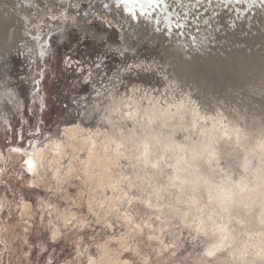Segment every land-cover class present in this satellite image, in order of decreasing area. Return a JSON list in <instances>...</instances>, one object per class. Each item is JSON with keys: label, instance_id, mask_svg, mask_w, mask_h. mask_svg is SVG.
Segmentation results:
<instances>
[{"label": "rangeland", "instance_id": "rangeland-1", "mask_svg": "<svg viewBox=\"0 0 264 264\" xmlns=\"http://www.w3.org/2000/svg\"><path fill=\"white\" fill-rule=\"evenodd\" d=\"M8 4L0 23L17 10ZM58 4L29 14L43 41L52 34L43 60L28 66L24 35L3 50L0 38V264H264L259 210L224 211L207 193L264 171V2L214 0L199 32L168 31L178 69L159 36L160 58L115 49L130 47L119 7V24L94 11L90 30L67 18L61 34Z\"/></svg>", "mask_w": 264, "mask_h": 264}, {"label": "bare ground", "instance_id": "bare-ground-1", "mask_svg": "<svg viewBox=\"0 0 264 264\" xmlns=\"http://www.w3.org/2000/svg\"><path fill=\"white\" fill-rule=\"evenodd\" d=\"M80 1L82 0H60V4L57 5L58 7L56 6L59 12L53 13V14L51 13L52 17L55 18L56 16H58L61 20L60 28H59V31L61 32V34H64L67 29L66 27L67 24L65 23L67 18H70L73 21L78 22L77 26L82 31H88L90 30V27L86 25V19L89 18L94 11L98 13L99 16L106 18L107 21L109 22L112 20L115 21L118 17V15L112 16V13H113L112 7L113 5L114 6L117 5L116 4L117 0H91L92 1L90 5L91 7L89 8V10H86L85 12H83L84 13L83 15H82V12L80 11V6H81ZM106 1L110 2L112 5H110V7H108L107 9H104L103 13H101V11L98 12L97 10L98 5L101 4V2L104 3L103 5H105L107 4ZM12 2H14L15 8L17 10L19 9L20 12L16 10L15 13H13L12 15L13 16L12 19L11 18L2 19V22L0 23V38L4 39L5 42H2L3 44L1 45L4 47H1V50L6 49V47H10L12 44L16 43V41L19 38H21V36L24 35L27 38H25V40L23 38L22 41L20 40L22 42L21 51H24L23 53L27 56L26 57L27 64L28 66H31L32 61L36 60L38 55H40L41 51L44 52L45 40L44 41L42 40L44 36V26L42 28V26L39 24L40 20L38 21L34 17H30L29 14L31 10L39 12L37 5H41L43 3V0H0V6L3 5V3L9 5L8 3L11 4ZM48 2H49V5L52 4V6L55 7L56 0H47V4ZM72 2H74V4H77L75 8L72 5ZM9 6H12V5H9ZM125 7H127L129 12H131L132 14L131 16L124 13ZM12 8L14 7L12 6ZM117 9H121L120 12L122 16L125 17L128 21V23L124 24L125 27L124 28L121 27V29L123 32L122 37L125 39V41L130 43V47L128 46V43H125L127 45H123L119 47L116 46L115 49H117L118 51L120 49V52H123V53H125V50H127L128 52L125 53L126 57L130 55V53L131 54L133 53V55H135L136 58L138 56H140L139 58H144L145 56H153V57L155 56L157 58H160V51L158 48V44L155 40V38L159 36L163 40L164 43L165 42L170 43L168 47L161 49L164 52V54H166L165 63L171 66L173 65V67L177 69L180 67L181 64H183L178 61L180 58V57L178 58V55L176 53L178 49H175L171 45L173 37H170L168 34H166L168 31H171L173 33L174 31H176L174 22L173 23L166 22L165 16L162 15V17H160L159 14L161 15V13L159 12L156 13L155 14L156 16L153 17L151 13L152 11L151 9L145 10V9L139 8V6L133 7V6L121 5V7ZM140 11H145L146 14L143 16H140L138 15ZM75 13L76 14L79 13V16L76 15ZM117 20H119V17ZM18 22L19 23L23 22V24H25L26 22H29L30 24L28 23L27 28L23 29V27L17 26ZM120 22L121 21L119 20V22H116V23L119 24ZM147 28L150 30L149 33L147 32L148 30ZM136 34H137V37L139 36L138 38L136 37L137 39H139L138 41L137 39L135 40L133 39ZM150 35H151V39H149V42L144 44L142 38L146 36L148 37ZM201 49H203L202 46H200V50ZM170 50H173V51H170ZM133 55H130V57H132ZM123 62L124 61H122V63ZM124 72H125L124 70H121L120 73L118 71L119 74H117V76L120 79L121 78L123 79L124 78L123 76L125 74ZM116 83H117L116 80H114V82L112 81V86L115 90L117 89ZM105 89H109V87H105ZM13 95L14 94H12V96L10 97L11 99L15 97ZM114 108H115L114 110H116L117 106H115ZM146 112L148 114V117L152 115L150 113L152 112L151 109L150 110L147 109ZM161 112L162 111H160V109H156L155 111L153 110L152 113L153 114L159 113L157 114L158 116L160 114L163 115V113ZM81 122H82V119H81ZM81 122L78 125L66 128L65 129L67 130L66 132H70V135H75L81 132L83 128L81 125L82 124ZM208 132H210L211 133L210 136H212L213 131H208ZM50 138H47L46 142ZM115 141H119V140L115 139ZM152 142L153 141L151 137H147V136L144 137V140H143L144 145L147 144V146H150L151 145L150 143ZM42 144L43 142H40V141L37 142L36 146L33 148V153L41 152L40 148ZM199 152H204V150H200ZM191 154L192 156H195L197 155V152L192 151ZM30 163L32 164V161H30ZM251 176H252L251 178L254 180L252 182H251L252 179L251 180L248 179L232 187L221 184L220 186H218L219 188L217 189L207 188V193L209 194L210 197L214 198L218 207L224 211L231 212L237 206L252 207V208L258 209L261 214V217L264 218V171L263 169L262 170L258 169V166L256 165L255 170L252 172ZM195 179L196 178L194 176L190 177L191 181H194Z\"/></svg>", "mask_w": 264, "mask_h": 264}, {"label": "snow or ice", "instance_id": "snow-or-ice-1", "mask_svg": "<svg viewBox=\"0 0 264 264\" xmlns=\"http://www.w3.org/2000/svg\"><path fill=\"white\" fill-rule=\"evenodd\" d=\"M214 0H188V3H185L184 0H117V7L123 6H139L141 9H153L160 10L163 8V15L165 16L166 22L175 23V29L181 30L178 34H183L182 30L188 28H194L196 32L201 30V24H207L208 20H201V17L204 15V12L208 11L207 8H204L203 5L207 3L211 5ZM217 7L219 5H224L227 7L228 4H254L256 0H215ZM264 2V0H261ZM107 7V5H105ZM124 13L131 16L128 8L125 7ZM145 11H140L138 15H145ZM219 13L213 11V16L218 15ZM93 40H100L103 42V37L99 34H94L92 36ZM193 43L196 42V38L193 37ZM41 56L44 55V52L41 51ZM68 67H71V58H69ZM99 67V65H97ZM84 83H88L87 80ZM67 107V106H65Z\"/></svg>", "mask_w": 264, "mask_h": 264}, {"label": "flooded vegetation", "instance_id": "flooded-vegetation-1", "mask_svg": "<svg viewBox=\"0 0 264 264\" xmlns=\"http://www.w3.org/2000/svg\"><path fill=\"white\" fill-rule=\"evenodd\" d=\"M51 35H52L51 33L47 35L46 40H45V44H44V48L50 47V45H51L50 37H52ZM44 55H45V51H44ZM38 56H39L40 60H43V56H41V55H38Z\"/></svg>", "mask_w": 264, "mask_h": 264}]
</instances>
